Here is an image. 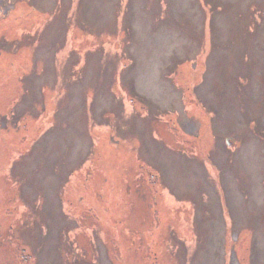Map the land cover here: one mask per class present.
Instances as JSON below:
<instances>
[{"label":"rangeland","instance_id":"obj_1","mask_svg":"<svg viewBox=\"0 0 264 264\" xmlns=\"http://www.w3.org/2000/svg\"><path fill=\"white\" fill-rule=\"evenodd\" d=\"M0 264H264V0H0Z\"/></svg>","mask_w":264,"mask_h":264}]
</instances>
